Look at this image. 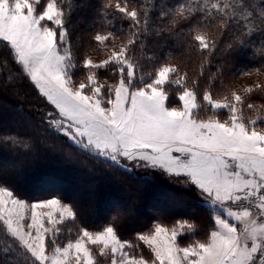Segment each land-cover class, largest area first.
<instances>
[{"label":"snow or ice","instance_id":"snow-or-ice-1","mask_svg":"<svg viewBox=\"0 0 264 264\" xmlns=\"http://www.w3.org/2000/svg\"><path fill=\"white\" fill-rule=\"evenodd\" d=\"M72 6L0 0V45L53 106L46 128L117 167L153 170L191 186L213 212L242 227L216 214L203 240L182 243L196 235L195 220L171 228L155 222L122 239L117 217L89 229L74 205L58 197L27 203L3 184L0 227L30 264H264V47L257 50L260 66L239 73L257 78L235 88L225 83L222 65L206 73L209 57L190 78L179 64L149 56L144 42L182 34L189 53L231 54L247 46V36L264 33V0H101L106 27L90 37L104 52L98 61L78 55L67 39ZM157 7L153 20L150 9ZM114 20L127 21V29L114 28ZM228 34L233 38L225 43ZM0 146L31 148L13 135L0 136ZM14 251L10 244L0 252V264Z\"/></svg>","mask_w":264,"mask_h":264},{"label":"trees","instance_id":"trees-1","mask_svg":"<svg viewBox=\"0 0 264 264\" xmlns=\"http://www.w3.org/2000/svg\"><path fill=\"white\" fill-rule=\"evenodd\" d=\"M67 2H71L73 5L68 10L67 15V29L69 31L82 28L83 24L80 23V20L88 19L87 22L90 23V26L84 27L82 31L83 33L86 31V36L91 41L92 32L103 30L106 27L99 19L98 10L101 0H67ZM153 2L158 5L159 0H153ZM248 2L258 3L259 0H248ZM137 3H145V0H137ZM80 14L81 17H78ZM90 14H93V16L91 15L92 19ZM150 15L155 20L158 15V7L150 9ZM113 26L117 29L123 28L126 30L128 22L114 20ZM233 31H235V27ZM70 36L69 39L72 45H76L77 37L75 35L73 38L72 35ZM232 38V35L228 34L224 37V42L226 43ZM187 40L188 37L181 34L167 40L149 36L145 38L144 42L147 45L149 56L155 53L159 57V63L179 64L181 73H187L190 78H195L196 74L201 71V63L204 57H209L211 63L206 65V73L216 72L222 65L225 83L235 88H241L235 82L237 78L242 76L239 75L241 71L247 68L259 67L262 62L257 51L264 47V33L261 32H254L247 36L246 47L231 54L217 51L215 56H211L208 52H205L203 56L187 52ZM223 46L222 43L221 48ZM1 51L8 55L2 45H0V53ZM167 57H171V59L166 60ZM3 61L9 67H13V62L8 60L6 56L2 57ZM148 70L150 69L146 67L145 71ZM261 79H264V77ZM28 82L31 83L30 80H23L19 83V86H16L18 95L14 97L11 91L7 89L10 83L6 82L5 74L2 71L0 100L3 104H0V117L3 115L22 129L5 128L4 134L0 133V136H18L29 143L31 148L0 146V160H3L8 166L6 169L0 168V183L9 187L16 195L29 200H39L58 195L66 202L74 205L78 212L79 221L89 229L97 230L106 226L112 221L113 217H117L115 226L122 239H129L135 233L142 232L155 222H159V216L167 218V215L160 211L143 215L144 207L147 206L144 200L149 199L150 192L139 184L142 179L144 182L141 175H128L121 172L119 169L108 165L106 161L81 151L62 134L54 135L52 131H49L45 126V117L49 112H54L53 107L39 95L37 90L28 87L30 86ZM218 92L222 94L223 90H218ZM257 102L259 103V101ZM201 115L206 116L207 113L202 112ZM62 168H70V170L62 172L60 175L56 174ZM55 178L57 181L70 178L73 182H78L81 188H86L94 201L70 197L66 195V189L52 188V180H56ZM33 180H38L42 186L28 187L27 183ZM90 184L92 188L90 187L89 190ZM108 201L115 204L124 201L122 203H124V206L126 205V209L113 207L112 203ZM82 209H85L86 213L82 214ZM3 233H5V230L1 227L0 240ZM8 255L11 257L10 254ZM5 262L8 264L9 261L5 260Z\"/></svg>","mask_w":264,"mask_h":264},{"label":"rangeland","instance_id":"rangeland-1","mask_svg":"<svg viewBox=\"0 0 264 264\" xmlns=\"http://www.w3.org/2000/svg\"><path fill=\"white\" fill-rule=\"evenodd\" d=\"M91 15L93 16V14H90V18H91ZM78 17H81V14L78 15ZM85 19H86V16H85ZM87 20H82V19L80 20V23L83 24L82 28H80V29L78 28V30H74V31L73 30L69 31L67 29V31L69 32L70 35H72V38L75 35L77 37L76 39H78L76 41L77 42L76 45H74V46L72 45L74 50L77 52L78 55H83L86 53L93 60L98 61V60L104 58V52L102 51L101 48L96 46V44L93 41L91 42L90 40H88V38L86 36V31H84V33H83L82 30L84 29V27L87 28L88 26H90V23L87 22ZM94 32H92V34ZM70 35H69V37L71 38ZM69 37H67V39H69ZM106 43H108V46L111 47L112 42L109 41ZM115 43L119 44L120 42L116 41ZM4 56H6V58H8V60L13 62V64H12L13 67H9L7 64H5L4 61L2 62V57H4ZM0 59H1V61H0V79H1V74L3 71L5 74L6 82L10 83L9 86L7 87V89H9L11 91V94L14 95V97H16L18 95V88L16 86H19V83L22 82L23 80L26 81L29 79H27L26 76L24 74H22L21 66L18 65L15 62V60L12 59L9 55H7L4 51L3 52L1 51ZM80 75H81V71H77V73H76L77 78H79ZM256 78L257 77L255 75H253L251 77L241 76L240 78H237L235 80V82L238 86H240L242 88V87H246V86L251 85ZM261 78L262 77H260V79ZM14 84H16V85L14 86ZM28 84L30 85L28 87L34 88L32 83L28 82ZM3 85H5V84H3ZM172 99H173V102H175V95L174 94H173ZM0 104H3L1 100H0ZM202 112L204 114L206 113L203 109L201 110V113ZM53 114L56 115V113H54V112H53ZM1 116L2 117H0V131H3V132H0V133L4 134L5 128H11L13 130H21L22 129V127L17 126L15 122L10 121L8 118L4 117L3 115H1ZM92 156H94V155H92ZM94 157L100 158L98 156H94ZM100 159H102L103 161H106L103 158H100ZM106 162L108 165L115 167V168L119 169L121 172H124L128 175L129 174L136 175V176L141 175V177L144 178V182L142 179L141 180L142 182L139 181V184H141L142 187H145V189H147L150 193L148 195L149 199L144 200V202H146L147 206L144 207L143 215H146L148 213L149 214L155 213L156 211L164 212L167 215V218H164V217L162 218V216H159L160 219L158 221L160 223L164 224L165 226L170 227V228L173 226H177V221L195 220V222L198 225L196 235L192 236L191 234H186L182 238V243H187L189 240H203V239H205L207 232H209L214 225L213 216L216 214H219L223 217V213L220 210L213 212L210 209L208 204L202 203V198L199 196L198 192L194 188H192L189 185H185V184L181 183L179 180L169 179L167 176L161 175L159 172H156L153 170H144V169H138V168L132 169V170H125V167H127V165H125V167H117L116 165L112 164L110 161H106ZM7 167H8L7 164L3 160H0V168L6 169ZM68 170H70V168H62L61 170L57 171L56 174L60 175V174H62V172H65ZM51 172H53V171H51ZM53 174H54V172H53ZM134 183H138V182H134ZM0 184H2V183H0ZM3 185H5V184H3ZM27 186L30 188H34L36 186L41 187L42 185H40L38 180H33V181H30L29 183H27ZM51 186H52V188H55V189L56 188L57 189H59V188L60 189L61 188L66 189L67 190V191H65L67 193L66 195H68L70 197L73 196V197L80 199V200H85V201L87 200L88 201L89 199H91V201L92 200L94 201V199H92L90 197L91 195H90V193L87 192L86 188H84V187L81 188V185L78 182H73L70 178L63 180V181H57V179L56 180L53 179ZM90 187L92 188L91 184L89 185V190L91 189ZM162 188H164V189H162ZM14 195L20 199H23L27 203L39 201V200H45V199H49L52 197L60 198L58 195H56V196H52V197H48V198H44V199H39V200H29L27 198L18 196L15 193H14ZM60 199L65 203L71 204L70 202H66L63 198H60ZM108 202L112 203L113 207H118L119 209H126V205L124 206V203H122L124 201H121L117 204L113 203L112 201H108ZM167 207H171V208L168 209ZM170 209H171V211H170ZM84 213H86V210L82 209V214H84ZM171 213H173V214H171ZM223 218H227V217H223ZM227 219H229L230 222L236 223V224H238V226L242 227V225H239V222L232 221L231 218H227ZM153 225L154 224L150 225L149 228H151ZM0 226H2V221H0ZM103 227H101L99 229H102ZM149 228H146L144 231H147ZM99 229H97V230H99ZM4 230H5V233L2 234V239L0 240V252H2L10 244L15 249L14 252L9 253L11 255V259L7 260V261H9L8 264H30V256L28 259H26L25 257L28 254H26L25 250L22 247H20L18 244H13L12 239L6 235V229H4ZM5 264H6V262H5Z\"/></svg>","mask_w":264,"mask_h":264}]
</instances>
